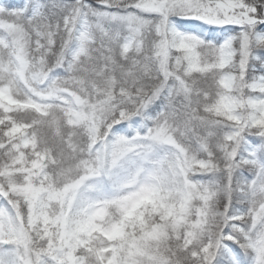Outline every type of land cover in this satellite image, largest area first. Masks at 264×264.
I'll list each match as a JSON object with an SVG mask.
<instances>
[{"label": "snow or ice", "instance_id": "1", "mask_svg": "<svg viewBox=\"0 0 264 264\" xmlns=\"http://www.w3.org/2000/svg\"><path fill=\"white\" fill-rule=\"evenodd\" d=\"M0 264H264V0H0Z\"/></svg>", "mask_w": 264, "mask_h": 264}]
</instances>
